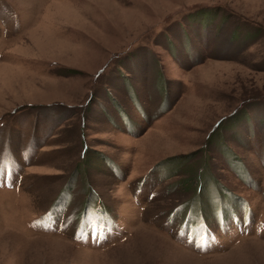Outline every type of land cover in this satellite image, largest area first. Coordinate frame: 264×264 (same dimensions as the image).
Wrapping results in <instances>:
<instances>
[{
  "label": "rangeland",
  "instance_id": "374dc122",
  "mask_svg": "<svg viewBox=\"0 0 264 264\" xmlns=\"http://www.w3.org/2000/svg\"><path fill=\"white\" fill-rule=\"evenodd\" d=\"M0 264H264V0H0Z\"/></svg>",
  "mask_w": 264,
  "mask_h": 264
}]
</instances>
